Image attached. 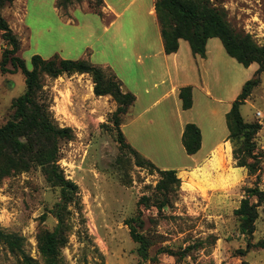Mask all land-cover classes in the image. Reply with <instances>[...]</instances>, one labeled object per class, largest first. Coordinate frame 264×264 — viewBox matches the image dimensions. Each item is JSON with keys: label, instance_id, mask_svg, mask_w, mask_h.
Here are the masks:
<instances>
[{"label": "rangeland", "instance_id": "rangeland-1", "mask_svg": "<svg viewBox=\"0 0 264 264\" xmlns=\"http://www.w3.org/2000/svg\"><path fill=\"white\" fill-rule=\"evenodd\" d=\"M211 1L227 11L232 28L251 34L258 44L264 45V0ZM14 2L4 7L1 15L19 39L16 56L24 61L27 70H31L33 56L44 60L88 59L92 64L98 60L73 52L88 43L94 25L67 27L51 12L55 0H26L27 31H23L20 24L23 9ZM76 8L91 12L88 1L80 0L60 13L67 17ZM69 45L74 48H67ZM6 47L0 32V127L11 117L12 101L25 91L21 72L14 73L9 63L4 67L7 72L2 71V53ZM257 69L256 64L248 68V80ZM104 72L107 76L111 74ZM43 85L55 124L73 131L70 141L59 143L57 160L64 177L78 189L76 199L65 212L69 226L67 243L61 250L65 264H264V249L256 246L264 241V202L258 208L259 216L250 238L240 234L239 221L234 215L244 189L258 184L264 192V157L259 173L252 177L241 173L243 169L235 170L226 151L220 167L210 165L207 169L177 173L180 187L171 196L170 204L160 210L140 208L143 228L139 232L151 243L148 259L142 261L125 221L136 215L142 197H149L150 202L156 200L158 174L137 166L134 158L119 147L113 124L117 105L108 96L93 94L89 75L44 78ZM128 111L121 115V125ZM257 111L264 114V72L260 74L259 86L240 107L246 122H256ZM260 121L256 146L264 155V120ZM169 143L170 154L151 155L158 160L155 167L191 166L181 143L172 135ZM203 154L196 159L201 160ZM251 201L254 203L256 199ZM58 202V191L46 182L40 168L0 180V230L21 237L23 250L34 264H43L38 253V236L54 229L57 221L53 211ZM0 264H18L17 258L1 244Z\"/></svg>", "mask_w": 264, "mask_h": 264}, {"label": "trees", "instance_id": "trees-1", "mask_svg": "<svg viewBox=\"0 0 264 264\" xmlns=\"http://www.w3.org/2000/svg\"><path fill=\"white\" fill-rule=\"evenodd\" d=\"M15 0H0V32L7 44L2 53V71L10 64L13 72L24 76L25 91L12 101L10 119L0 127V180L10 176L40 168L46 182L59 193V202L55 204L53 215L57 221L52 231H44L38 236V253L43 264H65L61 250L67 243L69 231L65 217L66 209L74 202L77 186L67 180L57 165L59 143L70 141L73 131L60 128L55 124L50 113V100L44 89L43 79H57L63 75H89L96 97H110L117 105L113 116L117 143L134 158L137 166L156 171L159 181L155 187L156 200L142 197L137 203V213L125 221L131 240L138 245L136 252L142 261H147L151 246L148 237L139 232L143 228L141 206L155 207L158 210L170 204L180 187V179L174 170H159L150 161L144 159L124 138L120 126L121 115L126 114L134 104L133 94L122 91V86L114 74L107 76L104 70L88 59L63 60L54 57L44 60L39 56L31 58V70H27L24 61L16 54L20 48L18 37L11 31L2 17L4 7ZM92 13L104 18L103 0H87ZM80 0H56L55 7L62 13ZM156 20L165 55L178 51L179 41L188 43L193 56L205 57L206 43L209 39H218L226 54L244 68L256 64L258 69L242 87L241 93L234 100L225 116L228 131L227 141L231 145L232 160L236 168L245 169L248 176H256L260 171L263 153L258 151L256 137L261 130V123L246 122L240 107L250 98L253 90L260 84V74L264 72V45L255 38L231 27L227 20V11L218 7L211 0H154ZM64 16V14H61ZM182 110L192 107V88L179 90ZM181 144L187 156L195 155L201 147V134L194 124H186L181 136ZM244 196L234 215L239 221V232L246 238L252 237L258 219V208L264 202V192L258 184L244 189ZM255 198L256 202L251 200ZM0 244L14 257L18 264H34L23 250L24 240L14 234H4L0 230ZM264 249V241L257 243ZM242 264H246L243 262Z\"/></svg>", "mask_w": 264, "mask_h": 264}, {"label": "crops", "instance_id": "crops-1", "mask_svg": "<svg viewBox=\"0 0 264 264\" xmlns=\"http://www.w3.org/2000/svg\"><path fill=\"white\" fill-rule=\"evenodd\" d=\"M25 2H14L23 9V31H27ZM55 3L56 0L51 12L58 22L75 28L95 26L89 31L88 43L73 52L98 59L93 63L114 74L123 92L134 95L135 102L120 128L134 150L157 167L158 160L151 155L170 154L169 136L181 143L185 125L194 124L200 130L201 147L195 155L187 156L191 166H160L159 170L186 173L210 165L220 167L223 151L232 160L225 116L248 81V68L254 64L242 67L226 54L218 39L207 41L204 58L193 56L183 40L176 53L165 55L154 0H103V13L108 19L80 8L70 10L64 17ZM184 87L192 88V107L186 111L178 95ZM201 152L203 158L198 161L196 156ZM238 169L241 168L235 167Z\"/></svg>", "mask_w": 264, "mask_h": 264}, {"label": "built area", "instance_id": "built-area-1", "mask_svg": "<svg viewBox=\"0 0 264 264\" xmlns=\"http://www.w3.org/2000/svg\"><path fill=\"white\" fill-rule=\"evenodd\" d=\"M255 117L260 121L261 119H263L264 120V114L262 113V112H260V111H257L256 113H255ZM260 123H261V121H260Z\"/></svg>", "mask_w": 264, "mask_h": 264}]
</instances>
